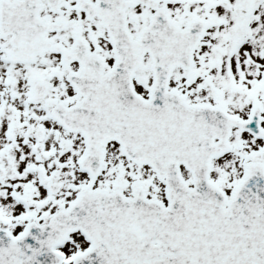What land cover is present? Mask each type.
Wrapping results in <instances>:
<instances>
[{"label":"snow or ice","instance_id":"snow-or-ice-1","mask_svg":"<svg viewBox=\"0 0 264 264\" xmlns=\"http://www.w3.org/2000/svg\"><path fill=\"white\" fill-rule=\"evenodd\" d=\"M0 264H264V0H0Z\"/></svg>","mask_w":264,"mask_h":264}]
</instances>
